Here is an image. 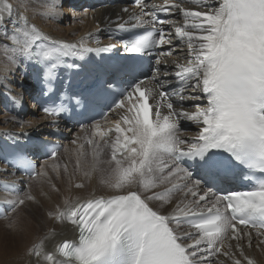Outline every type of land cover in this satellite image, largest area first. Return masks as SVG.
Wrapping results in <instances>:
<instances>
[{"label":"snow or ice","instance_id":"snow-or-ice-1","mask_svg":"<svg viewBox=\"0 0 264 264\" xmlns=\"http://www.w3.org/2000/svg\"><path fill=\"white\" fill-rule=\"evenodd\" d=\"M40 2L0 0V52L13 54L0 78L31 64L46 116L79 109L93 121L81 125L92 156L84 176L99 174L106 192L65 200L50 215L69 222L76 238L55 253L34 245L28 255L37 264L41 257L47 264H256L245 243L251 247L254 232L264 247V0H194L195 8L192 0H132L138 12L115 21L114 31L125 35L95 48L84 38L45 34L28 15ZM58 8L52 5L50 19L63 15ZM174 41L184 55L172 60ZM117 45L124 55L81 77L76 91L59 77L61 68L79 75L75 61L120 51ZM145 57L154 60L150 75L141 71ZM53 95L58 103L39 99ZM12 99L22 107V95ZM182 121L196 126L194 135H182ZM14 160V167H34L22 151ZM26 201L38 203L30 192L7 203L15 212Z\"/></svg>","mask_w":264,"mask_h":264},{"label":"bare ground","instance_id":"bare-ground-1","mask_svg":"<svg viewBox=\"0 0 264 264\" xmlns=\"http://www.w3.org/2000/svg\"><path fill=\"white\" fill-rule=\"evenodd\" d=\"M92 1L98 3L100 0ZM11 2L16 4L17 0H11ZM149 2L159 4L162 0H149ZM95 3H92L90 0H41L39 7H30L28 9V15L45 34L58 37L70 43L79 42L81 38H84V42L90 47L97 44V41L109 42L111 40L109 35L115 29V21L118 15L127 20L132 12H138V9L126 3V0H111L102 4ZM188 3L189 0H185L186 6ZM53 4L57 6L62 4V8H58L57 10L61 11L63 15L50 19L48 13L52 10ZM88 5L92 7L87 8L86 6ZM191 6L193 8L197 7L194 0H192ZM124 8H128L129 12H122L121 10ZM69 15L71 16L69 17ZM174 49V55L171 59L182 58L184 55L183 44L179 41H174ZM12 55L10 52L6 54L0 52V68L9 63V57ZM154 55L155 51L153 52ZM151 65H154L153 59ZM169 70L172 71L171 66ZM12 71L14 75H8L7 79L0 78V92H9L17 100L22 95V104L25 107L22 113L16 115L13 111L9 113L4 110L0 103V135L11 133L20 136V132H30L36 136L46 137L50 136L49 130L51 128H58L64 132L70 131L72 133V136H70L72 137L71 140L68 139L69 137L62 140L64 152L71 151L73 153L72 160L67 159L64 161V166L68 168V172L64 175L60 171L53 173L50 170H43L42 166L53 163L60 152L53 159L41 161L35 158V161L42 163L41 166H37L38 172L44 171L47 173L45 181L37 182L38 184L34 188L36 191L31 193L36 198V201L39 202L41 208L33 202L26 201V204L23 206L26 210L22 207L25 216L15 220L17 228L15 230L12 229L7 234L9 236H7L5 241H0V264H37V258L34 255H28V250L34 245H42V252L51 251L55 253L56 248L61 242L76 238V230L69 222L56 220L50 213H55L58 207L63 209L65 207V200L71 202L77 197L83 199L93 192L99 195L102 192H106V190L100 183L99 174L93 173L91 178L84 176V172L91 165V162L87 161L84 157H80L81 166L77 167L78 152L76 153L75 151H79L76 150L77 146L79 148L85 137L82 128H76V131H73L74 127L61 121L53 122L49 117L38 112L35 104L29 99V94L32 91L27 87H21L23 82L28 83L24 66L21 65L19 70H16L15 66H12ZM2 75L0 73V77ZM185 106L187 107L188 105L186 104ZM181 127L184 137H190L197 131L196 126L188 121H182ZM87 139L85 138V140ZM73 140L77 141V146L72 144ZM89 151L91 156V148H89ZM45 168L47 167L45 166ZM73 169H76V172ZM9 176V174L0 170V177ZM37 177L41 178L40 176L33 178L26 177L25 181L29 180L32 183L33 179ZM14 178L18 182L23 179L19 176ZM77 183H83L86 186L78 189L75 187ZM32 184L29 183V185ZM56 189H59V191H56ZM16 196V194L0 191V198L7 202L16 199ZM40 211H43V214ZM245 231H248V229H245ZM259 239L253 232L252 245L249 247L245 243V253L256 264H264V247L257 246ZM231 243L235 242L231 241ZM220 259L224 260L225 258L221 257ZM39 264H47V262L41 257Z\"/></svg>","mask_w":264,"mask_h":264},{"label":"rangeland","instance_id":"rangeland-1","mask_svg":"<svg viewBox=\"0 0 264 264\" xmlns=\"http://www.w3.org/2000/svg\"><path fill=\"white\" fill-rule=\"evenodd\" d=\"M80 11V10H79ZM71 15H69L70 17ZM71 19V18H70ZM82 144H85V152L88 153L87 155V158L86 160L89 161V162H92V158L90 156V151H89V148L90 146H88L86 144V141L84 139L83 143ZM73 145H76V144H73ZM77 146V145H76ZM76 150H79V148L77 147ZM76 153L78 151H75ZM73 158V153L71 151H67V152H64V150H62L59 155L57 156V158L54 159L53 163H48V164H45L43 165L42 167L44 168L43 170H50L51 172L55 173V171H60L61 173H63L64 175H66V173L68 172V168L67 170L65 171V166H64V161L67 160V159H70L72 160ZM104 159H107L108 158V154H107V150L105 152V155L103 157ZM42 163H39V166H41ZM45 166L47 168H45ZM58 168V169H57ZM56 169V170H55ZM74 170V169H73ZM74 172H76V169L74 170ZM41 178H35L33 179L32 184L29 180H27L26 182V187L24 188V190L21 192V194H19L20 196H23L25 193H32V192H35L36 190L34 188H36V185L38 184L37 182H44L45 181V176H40ZM75 177H76V174H75ZM32 184V185H29ZM86 186V185H85ZM84 186V187H85ZM35 205H37L38 207L41 208L39 202H33ZM23 206H21L20 208H18L15 212H10L6 217L4 218H1L0 219V241L2 240H6L7 239V234L10 233V231H12V228L8 227L10 222L13 221V220H18L19 218H22L23 216H25V214L23 213V209H22ZM24 208V207H23ZM25 209V208H24ZM26 210V209H25ZM41 214H43V211H40ZM20 213V214H19ZM34 213V212H33ZM23 214V215H22ZM50 216V215H49ZM3 231V233H2ZM6 233V234H5Z\"/></svg>","mask_w":264,"mask_h":264}]
</instances>
